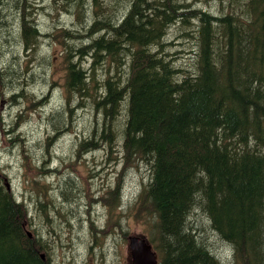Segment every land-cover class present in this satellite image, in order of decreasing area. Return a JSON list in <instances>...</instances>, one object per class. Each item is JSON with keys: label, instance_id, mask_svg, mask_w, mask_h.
<instances>
[{"label": "trees", "instance_id": "obj_1", "mask_svg": "<svg viewBox=\"0 0 264 264\" xmlns=\"http://www.w3.org/2000/svg\"><path fill=\"white\" fill-rule=\"evenodd\" d=\"M41 1L0 0V24L10 26L8 38L21 46L11 52L7 67L0 63V99L9 96L16 104L12 87L20 84L24 107L48 104L51 99L34 102L25 94L30 70L40 63L41 45L63 47L67 94L83 102L77 110L91 107L95 121L92 132L76 133L74 111L64 108L51 114L53 129L69 120L62 136L75 134L77 156L104 145L112 154L122 137L124 169L143 164L146 170L125 213L147 226L144 236L159 264H264V0H203L221 6L219 11L196 10L201 0H182V6L175 0ZM121 4L125 12L119 18L113 5ZM55 11L71 16L73 26L41 28L40 17ZM176 22L184 33L173 28ZM177 31L194 42L185 61L168 41ZM84 38L91 41L78 48L70 43ZM13 60L23 63L21 78ZM98 64L120 70L104 79L94 71ZM5 172L1 161L0 264H52L37 237L33 211L10 189ZM65 181L57 185L69 186ZM53 186L45 184L47 203L54 199ZM72 192H65L67 203ZM102 200L110 212L120 209L119 185ZM120 227L119 222L106 229V235ZM211 235L226 244V256L216 252ZM229 256L231 262L222 261Z\"/></svg>", "mask_w": 264, "mask_h": 264}, {"label": "rangeland", "instance_id": "obj_2", "mask_svg": "<svg viewBox=\"0 0 264 264\" xmlns=\"http://www.w3.org/2000/svg\"><path fill=\"white\" fill-rule=\"evenodd\" d=\"M191 1L195 2V0L189 2ZM39 3L42 4L43 0ZM175 3L177 6L183 5L182 0H175ZM105 6V4H102L100 7L102 14L105 12ZM194 6H197L196 10L200 11L202 8L210 11L222 9L221 6L217 7L214 2L207 4L203 0L197 4L195 2ZM113 7L115 8L114 12L118 13V17L122 18L125 12L123 11V5H113ZM49 12H53L51 4ZM53 15L41 16L39 19L40 27L54 28L60 25V27L65 28L73 26V19L68 14L59 15L55 11ZM55 15L59 17L58 20L52 19L56 18ZM5 20H9V23L14 21L12 15ZM2 21L5 25L2 22L0 24V31L2 32L0 35V48H6V54L2 50L0 63L7 67L6 63L12 59L11 52L16 53L21 46L17 45L18 41L14 40V37L8 38L6 32L12 31L7 30L10 26L4 20ZM180 24L176 22L172 26L182 31ZM85 27L83 26L81 29L83 33H85ZM182 29L189 30L191 28ZM180 31H177V34H172L168 41L173 44L172 48L173 52H176V56L181 58V61H185V58L188 60L189 52L194 48V42L184 36L185 39L181 38L184 32ZM192 33L191 30L189 35ZM190 36L191 39H194L193 35ZM42 39L41 43L44 42ZM88 41L90 42L91 39L71 40L70 43L78 48V46ZM13 45L17 46L14 47ZM63 49L61 46L56 47V45L44 43L40 46L38 52L40 63L35 62L30 70L29 90H26L25 94L28 97L33 96L34 102L43 101L45 98L51 99L48 104L43 106L40 102L34 108L24 107V100H22V98L24 99V87L21 88L20 84L14 86L17 92L16 95L22 93V97L18 96L16 98L17 105L9 103V96L3 100L0 99V162L2 161V165L6 170L5 179L11 187L10 189L14 190L18 197L25 201L33 211V222L37 230V237L42 240L50 255L52 264H131V242L129 239L144 236L147 226L125 213V207L140 193L142 183L146 181V179L144 180L146 170L143 164L139 166L140 168L132 166L124 169L121 161L122 137L120 135L116 138L117 143L112 154L107 151L106 145H104L96 151H90L89 154H83L84 152H82L83 155L77 156L74 151L75 134L62 136L69 120L65 121L63 126L61 123L53 129L52 125L56 123V119L51 118V114L64 108L73 109L74 111L72 129L76 133L92 132L93 128H91L90 123L94 125L95 121V113L91 107L77 110V108H80L79 104L82 106L83 102L80 103L77 98H72L67 94V71L64 69L63 60L61 59ZM21 50L24 52V48ZM42 62H45V64H42ZM11 63L20 66L18 60H13ZM21 66L18 71H14L19 73L20 78L23 74L20 71ZM102 66H105V64ZM102 66L98 64L96 66L98 68H95L94 71H97L100 77L104 79L112 71L120 70V67ZM16 75L14 74V76ZM1 86L0 84V90ZM18 121H21V125L17 128L15 124ZM63 128L65 129L62 130ZM55 129H60V133H54ZM56 134H60V136L58 141L52 144ZM9 139L10 141H8ZM110 156L118 157L119 161L117 163L112 162ZM36 168H41L40 173L43 175L37 173ZM52 174L56 175L53 176ZM62 174L65 178L61 176ZM90 177H94V179ZM57 179L61 183L66 180L70 182V185H60L59 187ZM45 184H54L52 188L53 203L45 202L49 193L48 190H45ZM118 185L123 205L117 211L110 212L108 206H106L107 203L101 199L107 195L109 189L116 188ZM71 190H75L80 195L81 201L77 200V194L74 197L73 193L72 202L67 203L65 192ZM200 219L206 221V219ZM119 222L121 225L120 230L114 232L111 236L98 234L95 231L96 226L105 230L113 229ZM208 230L213 233L210 227H208ZM210 237L216 252L222 257L226 256L228 249L225 246L226 244L214 235ZM91 245L95 248L91 249ZM222 261L229 263L232 258L229 256L223 258Z\"/></svg>", "mask_w": 264, "mask_h": 264}, {"label": "water", "instance_id": "obj_3", "mask_svg": "<svg viewBox=\"0 0 264 264\" xmlns=\"http://www.w3.org/2000/svg\"><path fill=\"white\" fill-rule=\"evenodd\" d=\"M32 237V234L29 233ZM131 264H158L156 253L145 237H131L130 239ZM43 259L45 255H41Z\"/></svg>", "mask_w": 264, "mask_h": 264}, {"label": "flooded vegetation", "instance_id": "obj_4", "mask_svg": "<svg viewBox=\"0 0 264 264\" xmlns=\"http://www.w3.org/2000/svg\"><path fill=\"white\" fill-rule=\"evenodd\" d=\"M2 34V32L0 31V35ZM13 89H12V92H14V93H12V95H14L15 96V100H16V98L18 97V96H22V93L19 95H16L17 94V92H16V89H15V87H12ZM74 192L77 194V192L74 190ZM74 192H72V193H74ZM96 193H98L97 191H96ZM99 194V193H98ZM99 197V196H98ZM97 197V198H98ZM77 198H78V200L79 201H81V199H80V196L77 194ZM103 198V197H102ZM98 201H99V199H97ZM102 200V199H101ZM79 203V202H78ZM98 203H100V202H98ZM95 231L98 233V234H102V235H105L107 232H106V230L105 229H103V228H101V227H95ZM95 244H96V242H95ZM102 247V246H101ZM100 247V248H101ZM91 249H94L95 247H93V245H91V247H90ZM96 248H98V246H96Z\"/></svg>", "mask_w": 264, "mask_h": 264}, {"label": "bare ground", "instance_id": "obj_5", "mask_svg": "<svg viewBox=\"0 0 264 264\" xmlns=\"http://www.w3.org/2000/svg\"><path fill=\"white\" fill-rule=\"evenodd\" d=\"M53 203V202H52Z\"/></svg>", "mask_w": 264, "mask_h": 264}]
</instances>
